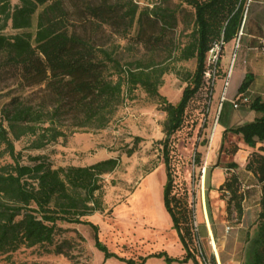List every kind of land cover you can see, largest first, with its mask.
I'll use <instances>...</instances> for the list:
<instances>
[{
    "label": "trees",
    "instance_id": "16d2710c",
    "mask_svg": "<svg viewBox=\"0 0 264 264\" xmlns=\"http://www.w3.org/2000/svg\"><path fill=\"white\" fill-rule=\"evenodd\" d=\"M18 1L11 5L10 0H0V55L4 54L9 62L23 69L28 86L43 84L44 97L51 106L44 105V99L34 105L13 99L1 111L0 158L8 155L11 162L0 165V259L15 264L12 255L17 250L34 247L72 258L71 241L58 239L65 230L59 223L95 228L85 217L102 211V201L96 194L103 187L101 176L118 165L116 157H108L89 165L52 167L42 155L30 157L32 165L22 164L21 152L15 151L9 134L15 139L28 134L33 138L28 149L40 150L63 136L56 122L64 116L73 118L78 127L103 128L123 102V91L131 94L140 87L149 97L160 100V110L165 114L164 138L160 141L166 173L163 201L186 249L180 260L163 252L149 256H163L168 263L185 261L192 255L189 249H194L192 216L187 199L175 188L169 155L171 137L182 128L188 104L202 88L205 73L211 69L212 65L206 62L209 50L216 44L219 46L216 74L225 44L237 40L239 45L249 18L247 0H181L193 10V28L187 43L180 46L172 41L161 42L162 34L177 23L176 8L167 5L169 0H159L143 9H139L134 0H100L98 3L79 0L80 4H74L75 11L82 14L80 21L88 23L89 27L108 25L125 37L137 24L136 42H142L151 52L158 48L164 50L163 60L170 58L174 50L178 52V60L195 59L194 71L182 73L186 86L175 104L158 92L166 67L153 59L136 60L124 67L114 47L98 45L89 33L77 32L64 0ZM144 18L159 24V35L141 37ZM8 22L16 33H2ZM33 25L35 30L31 34L28 29ZM252 78L250 72L244 74L238 93L248 88ZM237 102L247 104L257 115L231 131L250 148L259 144L245 164V169L260 185V209L254 231L247 235L242 264H264V99L255 97L251 102L242 103L240 97ZM223 105L224 101L219 115ZM134 150L130 147L127 154L131 155ZM219 190L228 194L227 209L230 211L232 207L239 220L242 194L236 175L226 178ZM76 236L83 239L78 233ZM96 246L104 257L114 255L125 264H143L145 260V257L118 256L98 242Z\"/></svg>",
    "mask_w": 264,
    "mask_h": 264
},
{
    "label": "rangeland",
    "instance_id": "374dc122",
    "mask_svg": "<svg viewBox=\"0 0 264 264\" xmlns=\"http://www.w3.org/2000/svg\"><path fill=\"white\" fill-rule=\"evenodd\" d=\"M134 1L139 9L151 7L159 2V0ZM10 2L11 5H15L19 1L10 0ZM91 2L98 3L100 0H91ZM246 3L250 5L249 18L239 45L236 47L237 40L226 43L219 58V72L210 76L205 74L202 88L188 104L182 128L171 137L169 154L175 188L181 197L183 195L187 199L191 216L196 223L199 222L204 169L205 184L206 177L208 179L210 176L211 181V168L215 164L221 168L224 179L231 175H236L238 178V189L242 194L243 219L241 216L237 220L232 207L230 211L227 209L226 192L218 190L216 198H210L208 203L216 231L221 233L226 226L230 227L224 250L226 254L223 252L224 264H242L247 235L253 233L260 209V185L256 177L245 169L250 154L257 150L259 144L255 148L241 146V137L230 134L225 137L226 143L219 151L216 150L217 154L215 153L211 158L212 140L221 99V95L217 97L214 93L221 85L222 94L228 86L225 82L230 83L231 74L230 76L226 74L230 64L233 67L231 71L238 69L240 72L237 76L238 81L243 79L246 72L253 75L251 84L240 94L246 96L248 102L255 97L264 99V5L255 4L252 0H247ZM74 4H80L79 0L78 2L64 0V6L69 10L72 23L78 33H89L98 45L114 47L116 57L124 67L136 60L149 59L166 67V72L161 76L158 92L172 104L179 101L186 86V81L182 80L184 77L182 73L194 71L195 59L178 60V52L174 50L170 58L163 60L166 55L164 50L158 48L151 52L142 42H136L137 24L125 37L117 34L115 28L108 25L95 28L93 24L89 27L88 23L80 21L82 14L80 11H75ZM167 5L176 8L177 23L162 34L161 42L172 41L176 46L183 45L189 40L193 28V10L181 0H169ZM34 30L33 25L28 32L33 34ZM16 32L10 27V22L2 30L6 35ZM157 35H159V24L144 18L141 37L145 39ZM234 53L236 55L232 62ZM206 62L209 63L208 59ZM24 74L20 66L9 62L4 54L0 55V120L1 111L13 99L27 105L28 103L34 105L44 99V105L51 106L44 97L43 84L28 86ZM240 94L235 91L231 100H235ZM123 98V102L116 107L109 122L103 128L78 127L74 125L73 118L64 116L60 122H56L63 136L58 137L44 149L29 150L28 146L33 138L28 134L18 139L9 134L15 151L21 152L19 161L22 164L32 165L34 162L30 157L35 155L45 157L52 167L89 165L108 157L118 159L117 167L101 176L103 187L96 194L102 201L103 209L89 217V221L96 227L59 223V226L65 230L57 238L71 241L72 258L46 253L38 247L20 248L12 255L15 264H125L114 255L104 257L103 251L96 246V242L104 245L109 252L127 258L135 257L137 251L142 248V236L153 238L154 231L149 224L151 221L148 216L143 217V215H164L162 187L166 181V173L160 141L164 138L165 114L160 110V100L149 97L140 87L131 94H126L124 90ZM230 104L225 103L220 122L225 115L232 113V110L235 117L242 121H249L257 115L247 104H240L237 108ZM135 138L139 140L135 141ZM130 147H134L135 150L128 155L127 149ZM7 162H11L8 155L0 158V165ZM152 170L154 171L149 176L140 181ZM241 222L242 226H240ZM76 233L83 239L76 236ZM201 242L206 254L210 256L205 241L201 240ZM0 264L7 263L0 259Z\"/></svg>",
    "mask_w": 264,
    "mask_h": 264
},
{
    "label": "crops",
    "instance_id": "0c3cea01",
    "mask_svg": "<svg viewBox=\"0 0 264 264\" xmlns=\"http://www.w3.org/2000/svg\"><path fill=\"white\" fill-rule=\"evenodd\" d=\"M252 1L255 4L264 5V0H252ZM231 72H232L231 77L229 79L230 83L228 81V86L227 88H225V91H223L224 96H225L224 105L225 103H228V104L231 103V97L235 94V91L238 93V88L242 81V80L238 81L237 76L240 73L238 69L234 71L232 70ZM214 94L217 97H219V95L222 96L221 85L217 87ZM224 105H223V108H224ZM222 110H221L220 115H219V112L217 114L215 131H214L213 140H212L213 149L211 151V158L212 156L215 155L216 150L219 151L221 147L226 143L225 141L226 136L230 134L237 135L231 131V128L253 120L251 119L249 121H242V119L235 117L234 111L232 110V113H230L227 116L225 115L222 122H220L221 116H222ZM240 145L248 147L243 141L240 143ZM211 169H212L211 170L212 179L210 181V178H209L210 176H208V179L206 177V184H205V169L203 172L201 199L199 203L200 215H198L199 222L197 223V225H198L199 236H201V240L205 241V244H206L205 247L207 248V251L209 252L210 257L212 258L213 263L214 264H224L223 257H224V253L226 254L224 250L227 244L226 242H227V236L229 235V231L226 232L224 230L221 233H218L216 231V228L214 227V224H213V218H212L208 203H209L210 198H216L219 187L224 182L225 179L222 174L221 168L217 164H215ZM153 171L154 170L146 174L140 181L144 180ZM204 184H205V189H204ZM163 187H162V192H163ZM162 208H163L162 212L164 213V215H143V217L145 216L149 217L151 221L149 224H150V227L154 231V236L153 238H151V236H142L141 238L142 248H140L137 251L138 252L137 255L132 258L137 259L138 257H145L143 264H199L198 258L194 252V249L192 248L189 249L192 254L190 257H188L185 261H182V262L178 261L182 259L183 256L185 255L186 249L184 245L182 244L176 229L173 226L171 215L165 209L164 201H163ZM91 216L92 215L87 216L85 217V219L90 220L89 217ZM241 216L243 219V215ZM242 225L243 223L241 222L240 226ZM159 252H163L169 257H171L172 259H178V260H174L168 263L163 258V256L161 257L149 256L151 254H155Z\"/></svg>",
    "mask_w": 264,
    "mask_h": 264
},
{
    "label": "built area",
    "instance_id": "2783aa9c",
    "mask_svg": "<svg viewBox=\"0 0 264 264\" xmlns=\"http://www.w3.org/2000/svg\"><path fill=\"white\" fill-rule=\"evenodd\" d=\"M241 35V29L239 31V34H238V37ZM238 46V44L236 45V47ZM218 51H219V46L216 44L214 45L210 50H209V55L207 56V59H208V64H211V69L208 70L206 73L208 74V76H210V74L214 75V72H215V64L217 62V59H218ZM235 53L233 54L232 56V62L234 60V57H235ZM232 65L230 64V67L228 69V72H227V75L230 76L231 74V69H232ZM205 73V74H206ZM227 81L225 82V85H227ZM241 97V102L242 103H247L248 102V99L246 96H242V95H239L238 97L235 98V100H231V103H232V106L234 108H237L240 103L237 102V100ZM225 99V96H224V92L222 93V96H221V99H220V103H219V108H218V112H219V109H220V106H221V102H223ZM217 119V117H216ZM192 227H193V239H194V252L198 258V261H199V264H214L213 263V260L210 256H208L202 246V242H201V238L199 236V232H198V226H197V223L196 221L194 220V218H192ZM230 229L229 226H226L225 227V231L228 232Z\"/></svg>",
    "mask_w": 264,
    "mask_h": 264
},
{
    "label": "bare ground",
    "instance_id": "6f19581e",
    "mask_svg": "<svg viewBox=\"0 0 264 264\" xmlns=\"http://www.w3.org/2000/svg\"><path fill=\"white\" fill-rule=\"evenodd\" d=\"M150 193V192H149ZM152 196V195H151ZM153 198V197H152ZM153 205V204H152Z\"/></svg>",
    "mask_w": 264,
    "mask_h": 264
}]
</instances>
